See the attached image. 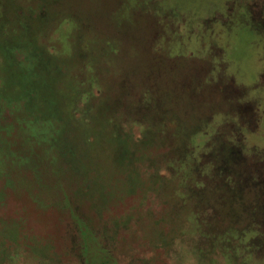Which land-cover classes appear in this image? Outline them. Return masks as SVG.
Masks as SVG:
<instances>
[{
	"label": "rangeland",
	"instance_id": "1",
	"mask_svg": "<svg viewBox=\"0 0 264 264\" xmlns=\"http://www.w3.org/2000/svg\"><path fill=\"white\" fill-rule=\"evenodd\" d=\"M190 1L201 12L184 10L181 23L206 10L218 22L204 43L201 29L172 30L163 54L150 27L135 90L113 81L101 99L80 101L61 70L83 50L81 30L67 23L92 20L113 0H0V264H264V19L237 16L255 1L264 15V0L179 3ZM189 66L200 77L188 84L197 92L186 110L166 89L171 80L182 87L176 70ZM53 96L62 120L41 104ZM239 98L252 118H229ZM181 127L179 143L199 131L200 148L180 166L169 129ZM239 129L225 167L206 154Z\"/></svg>",
	"mask_w": 264,
	"mask_h": 264
},
{
	"label": "trees",
	"instance_id": "2",
	"mask_svg": "<svg viewBox=\"0 0 264 264\" xmlns=\"http://www.w3.org/2000/svg\"><path fill=\"white\" fill-rule=\"evenodd\" d=\"M246 3L247 2L241 3L237 15L238 17L249 18L251 15L257 16L258 14L259 17L264 19V15H260L257 11V5L263 4L261 1H255V5H252V3L247 5ZM214 5V2H212L207 5V7L212 9V6ZM75 7V5H67L63 6V9L65 11H67L66 9H69L73 13L75 12L78 14L79 9L76 7L77 10L75 11ZM181 7L188 9H182ZM202 7H204L203 4ZM184 10L193 12L196 17L195 11L201 10L200 4L190 1L189 6L183 7V4H180L179 0H113V2L111 4L109 3L107 6L102 5L98 7L92 20L84 15H79V17L76 15L78 18L77 22L73 21L74 23H72L70 20V24L66 22L74 30H76V28L81 30L78 40L82 43V52L79 55H73V53L70 52V56L66 58V63H62L61 65V70L64 75L70 81H75L73 82L72 91L75 93L76 100L80 99L81 101L83 98L91 99V97L101 99L105 93L110 92L109 88L113 81L127 83L133 88V90H135L141 74L139 73L140 61L138 60V52L141 51L142 46L147 41L145 31H149L150 27L153 31L159 29L154 44L163 54V49H165V51L171 49V44H169L164 37L166 34H172V30H174L177 35H182V33L185 35L191 30V28L201 29V37L199 39L204 43L205 39L207 40V38H209L205 33L211 32L213 27L218 24V22H216L217 20L215 21L216 17L211 15L210 10H206L209 11V14H205V17L202 13H197L199 14V18L196 19L192 18L191 14H189V16L187 15L184 17L185 22L181 23L179 18L186 15V12L185 14L182 13ZM241 22L242 20H240L239 27L241 26ZM177 31L179 32L177 33ZM185 31L187 32L184 33ZM239 31L243 34L244 31H248V28L244 24L239 28ZM163 38L164 41H162ZM37 41L38 40L34 38L33 41L30 42L35 44ZM181 47H183L182 44L176 43L174 49H176L175 51L178 53L181 50ZM92 49L94 52L89 51ZM208 51L210 55L214 57L213 52L210 51V49ZM177 56L181 59L178 54H173V57ZM194 58H196L195 55H189V65H192L191 59ZM213 59L214 58H210V60ZM78 61L83 62L85 66L79 63L77 69H75L74 65L77 64ZM212 67L213 64L211 63V72L209 70L210 74L214 72ZM193 70V66H189L186 71L181 68L179 70L177 69V78L179 75H183L180 83L179 80H176L178 81L177 84L182 85V87H175L174 82L171 80L169 84L170 87L168 86L166 89H169L170 92H175V94L172 93L173 96H175L177 101L182 104V108L184 106L186 110L194 109L196 105V101L192 99L197 91L195 88L188 87V84L191 83L194 78L200 76L193 73ZM39 75L44 76V73L39 72ZM216 75L225 76L226 70H216L215 76ZM13 86L15 87L14 84L11 85L12 88H14ZM94 87L100 88V91L94 93ZM78 88L80 91H78ZM160 92L164 91L161 90ZM94 94L97 96H94ZM165 95L170 96L169 93ZM44 102H46V104L43 102L41 104L44 107H49L50 111L53 112L50 113V117L54 116L60 120L64 118L61 113L64 104H62L57 97H49L47 100L45 99ZM249 108L250 106L247 102L239 98V102L233 105V109L229 113V118L232 116L233 112L243 114V111L244 114H246L244 115L245 118L247 115H250L252 118L253 115L251 113H254V111ZM37 112L38 114L44 115L45 113L42 112L46 111ZM46 114L49 115V113ZM178 120L183 121L180 118ZM227 127L229 128L230 126ZM182 130L183 128L181 127L177 128L176 132H174L173 129H169V132L171 136L175 135L176 137L177 135H182ZM195 132L192 135L190 134L187 141L182 142V144L179 143L176 137L178 148L175 155L177 156L178 154L177 163L180 164V166L182 158H186L188 161L190 160L189 162H192L193 157H195L199 151L200 147L194 145V136L197 135ZM239 132L240 129L236 132H234V130L231 131L230 136H226L222 139L223 145H220L222 140L219 142V145H217V141L215 140L213 146L210 144V148L206 154H211L212 157L219 160L222 163V166L225 167L229 161L233 160L234 155L232 153L237 147L235 138Z\"/></svg>",
	"mask_w": 264,
	"mask_h": 264
}]
</instances>
